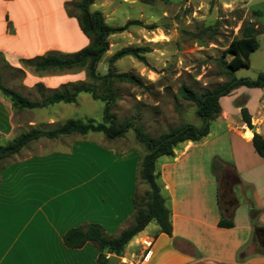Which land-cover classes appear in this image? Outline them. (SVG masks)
Listing matches in <instances>:
<instances>
[{
	"label": "crops",
	"instance_id": "crops-1",
	"mask_svg": "<svg viewBox=\"0 0 264 264\" xmlns=\"http://www.w3.org/2000/svg\"><path fill=\"white\" fill-rule=\"evenodd\" d=\"M48 1L43 0L47 12ZM33 4L0 0V55L7 65L25 71L32 67L21 59L89 44L77 17L63 8L61 16L49 22L47 13L43 25L34 24ZM80 76L47 75L36 84L53 90ZM220 104L205 137L184 141L174 155L156 161L171 234L151 221L128 242L118 264L148 251L143 264H264V156L253 145L255 132L264 137V88L240 86L220 97ZM242 107L253 127L242 118ZM20 152L0 162V264H97L94 242L72 248L64 235L97 223L115 237L132 225L143 156L112 154L115 169L76 171L73 180L72 172L61 170L66 153ZM221 219L234 225L220 226Z\"/></svg>",
	"mask_w": 264,
	"mask_h": 264
},
{
	"label": "rangeland",
	"instance_id": "rangeland-1",
	"mask_svg": "<svg viewBox=\"0 0 264 264\" xmlns=\"http://www.w3.org/2000/svg\"><path fill=\"white\" fill-rule=\"evenodd\" d=\"M63 1L49 0L47 12L43 0H33L34 8L30 12L34 13L31 17L33 23L43 25L48 19L47 13L51 15L50 22L52 17L62 13V8L72 17L80 12L79 0ZM149 1L94 0L90 6L91 11L100 10L106 22L113 26H122L129 20L142 21V24H131L110 35L109 49L98 64L100 75L107 74L111 66L116 73L132 72L143 82V86H136L113 79L110 87L115 98L111 111L119 120H134L153 137L186 123L201 128L204 120L197 114L196 104L184 99L179 88L187 84L202 93L231 78L254 79L264 72V0ZM245 23L259 25V45L250 55L249 67L230 71L227 63L232 55L226 49L241 36V27ZM12 25L10 21L9 26ZM128 46L144 48L140 52L142 58L126 55L113 61L116 53ZM7 63L0 55V74L4 84L31 99H40L51 90L37 85V77L65 73L80 74L75 83L93 85L99 94L104 93V83L93 81L81 68L46 71L26 68L19 71ZM0 95V144H7L20 132L33 127L52 128L71 118L84 122L103 119L105 102L94 99L88 92L80 93L73 103H56L35 109H16L7 97ZM20 153H66L68 163L61 170L72 172L74 180L76 171L115 169L112 154L141 157L145 154V147L137 140L135 132L129 130L123 137L114 139L99 132L65 135L52 140L42 138L30 143ZM147 189L148 185L141 180L138 194Z\"/></svg>",
	"mask_w": 264,
	"mask_h": 264
},
{
	"label": "trees",
	"instance_id": "trees-1",
	"mask_svg": "<svg viewBox=\"0 0 264 264\" xmlns=\"http://www.w3.org/2000/svg\"><path fill=\"white\" fill-rule=\"evenodd\" d=\"M149 2H153V0ZM93 3L94 0H79L78 8L80 12L77 14L71 13L77 17L82 32L89 38L88 45L69 53L49 51L44 55L21 59V63L25 67H32L37 71L81 68L85 70L86 76L93 81L104 83L103 94H99L93 85L72 82L66 83L57 89L49 90V93L40 99H31L5 85L1 74L0 92L10 100L12 106L16 109L44 108L60 102L73 103L80 93L88 92L91 93L94 99L105 102L102 121L88 120L84 122L71 118L52 128L33 127L20 132L7 144H0V162L12 158L31 142L41 138L57 139L65 135H86L90 132H99L107 138L114 139L123 137L126 132L133 130L137 140L145 147V154L139 167V177L148 185V189L143 194L135 196L136 213L133 224L123 229L115 237L105 235L102 226L97 223L88 224L86 228H71L64 235L65 244L72 248L83 247L88 241L94 242L100 252L97 264H109V255L123 256L128 242L153 220L157 222L162 232L171 234L170 209L166 205L165 197L157 182V159L163 155H174L175 148L184 141H199L205 137L210 131L211 121L215 120L222 111L220 97L231 93L240 86L264 88V72H260L254 79L247 77L231 78L222 85L211 90H205L202 93H198L187 84H182L179 88L181 96L196 104V112L203 118L204 125L198 128L186 123L158 137L148 135L134 120H119L111 111L115 98L110 87L111 81L116 79L136 86H143L141 78L132 72L116 73L111 66L107 74L100 75L97 72L99 62L109 49V36L127 29L131 24H142V21L129 20L122 26L110 25L106 22L104 14L100 10H90ZM259 34H261V31L256 23H245L241 27V36L235 38L226 49V52L232 55L227 63L230 71L250 66L249 58L251 53L258 48ZM144 50L142 47H124L116 53L113 61L126 55L141 59L140 52ZM18 70L22 71L21 69ZM241 114L245 122L253 127L251 115L247 108L242 107ZM253 145L256 151L264 156V137L258 132L254 133ZM219 225L231 227L234 223L233 221L221 219Z\"/></svg>",
	"mask_w": 264,
	"mask_h": 264
},
{
	"label": "built area",
	"instance_id": "built-area-1",
	"mask_svg": "<svg viewBox=\"0 0 264 264\" xmlns=\"http://www.w3.org/2000/svg\"><path fill=\"white\" fill-rule=\"evenodd\" d=\"M150 245H151V242L148 243V247ZM148 253H149V251L145 255L140 256V257H135L134 259L129 260L126 263L127 264H143V262L145 261V258L147 257Z\"/></svg>",
	"mask_w": 264,
	"mask_h": 264
},
{
	"label": "water",
	"instance_id": "water-1",
	"mask_svg": "<svg viewBox=\"0 0 264 264\" xmlns=\"http://www.w3.org/2000/svg\"><path fill=\"white\" fill-rule=\"evenodd\" d=\"M121 260L120 256L115 254L109 255V264H118Z\"/></svg>",
	"mask_w": 264,
	"mask_h": 264
}]
</instances>
